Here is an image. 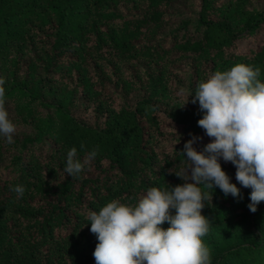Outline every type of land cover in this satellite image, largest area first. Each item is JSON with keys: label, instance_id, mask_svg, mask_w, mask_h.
Masks as SVG:
<instances>
[{"label": "trees", "instance_id": "obj_1", "mask_svg": "<svg viewBox=\"0 0 264 264\" xmlns=\"http://www.w3.org/2000/svg\"><path fill=\"white\" fill-rule=\"evenodd\" d=\"M258 4L0 0V78L16 126L14 143L0 136V264H95L91 211L185 182L174 173L187 166L185 142L196 136L203 151L213 139L191 102L198 82L237 63L259 67L264 82ZM72 147L81 160L97 149L75 178L63 171ZM220 163L240 197L201 186L210 227L235 231L209 245L211 264H264V201L251 212V188L231 162Z\"/></svg>", "mask_w": 264, "mask_h": 264}, {"label": "clouds", "instance_id": "obj_2", "mask_svg": "<svg viewBox=\"0 0 264 264\" xmlns=\"http://www.w3.org/2000/svg\"><path fill=\"white\" fill-rule=\"evenodd\" d=\"M259 76V67L237 63L198 82L191 102H199L203 116L198 126L213 139L203 151L194 147L198 137L185 142L180 153L187 166L174 172L183 184L150 187L135 205L113 199L89 213L90 231L98 240L95 264H211L210 250L202 240L210 231V220L202 214L209 196L201 186L207 190L216 186L225 196L240 197V188L231 182L220 159L236 167L241 186L251 188V212L264 201V82ZM4 84L0 78V136L12 144L16 126L5 108ZM96 155L94 148L81 160L72 147L63 171L75 178ZM12 191L22 197L25 188L16 185ZM165 222L169 227H162Z\"/></svg>", "mask_w": 264, "mask_h": 264}, {"label": "rangeland", "instance_id": "obj_3", "mask_svg": "<svg viewBox=\"0 0 264 264\" xmlns=\"http://www.w3.org/2000/svg\"><path fill=\"white\" fill-rule=\"evenodd\" d=\"M259 6H264V0H258ZM263 40V36L258 37L256 40H243L241 43V48L245 50L248 46L251 45H257ZM163 228L169 227L168 222H165L162 225ZM235 234V231L232 229V227H228L224 224H218L215 226L210 227L209 233L202 237L203 242L207 247L213 242H221L224 239H228L229 237L233 236Z\"/></svg>", "mask_w": 264, "mask_h": 264}]
</instances>
